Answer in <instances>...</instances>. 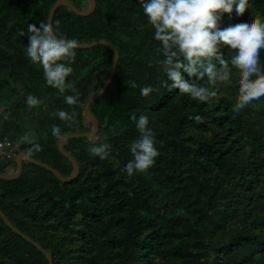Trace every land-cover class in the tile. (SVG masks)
I'll return each mask as SVG.
<instances>
[{
	"label": "trees",
	"instance_id": "1",
	"mask_svg": "<svg viewBox=\"0 0 264 264\" xmlns=\"http://www.w3.org/2000/svg\"><path fill=\"white\" fill-rule=\"evenodd\" d=\"M58 1L0 0V140L18 143L19 153L68 178L74 166L60 153L52 125L61 127L62 136L92 130L85 104L107 82L114 53L104 45L76 49L69 79L79 103L67 104L70 90L48 85L42 66L25 54L28 24L47 23ZM65 1L79 11L90 6L89 0ZM95 1L93 14L62 6L52 23L59 20V33L78 44L106 41L119 53L111 84L90 108L99 124L96 142L110 144V155L92 153L88 138L70 139L64 150L78 162V177L63 183L26 161L18 179H0V210L53 264H264V96L232 110L233 65L206 102L169 89L157 63L159 42L140 0ZM250 15L264 16V0L221 11L218 22ZM228 50V45L219 49L225 56ZM185 78L198 79L187 73ZM131 80L136 87L127 84ZM145 85L154 87L148 96L140 93ZM29 94L40 102L29 105ZM60 109L70 112L72 121L55 115ZM132 113L149 116L159 155L149 169L129 176L121 168L133 158L129 145L140 135ZM27 122L40 131L39 151L20 141ZM0 264L49 261L0 217Z\"/></svg>",
	"mask_w": 264,
	"mask_h": 264
},
{
	"label": "clouds",
	"instance_id": "2",
	"mask_svg": "<svg viewBox=\"0 0 264 264\" xmlns=\"http://www.w3.org/2000/svg\"><path fill=\"white\" fill-rule=\"evenodd\" d=\"M247 0H140L143 13L154 29L153 38L158 41V49L162 58L157 61L162 66L167 79L163 83L169 89H179L201 102H206L215 94L217 81L229 77L230 65L235 66V86L237 94L232 110H239L253 100L264 96V62L261 60V49H264V16L255 15L238 17L219 23L221 11L241 9ZM60 24L59 20L55 25ZM52 22L28 24L29 41L25 54L29 60L42 66L43 75L48 85L59 89L62 93L70 90L64 96L67 104L79 103V92L74 82L69 79L74 72L70 61H74L78 48L75 37L59 33L58 27ZM229 46L227 55L219 49ZM198 77L195 80L185 78ZM202 78H206L200 83ZM131 87H136V81H127ZM154 91L152 85L140 88L141 95L148 96ZM40 102L35 95L29 94L27 103L36 105ZM61 120L72 121V114L64 109L58 110ZM5 118H7L5 116ZM196 120L201 116L196 115ZM131 119L139 131L138 138L133 140L130 151L133 158L123 165L121 171L129 176L142 172L155 164L159 155L156 137L150 118L147 114L139 116L132 113ZM52 134L61 138L63 133L57 124L52 125ZM20 141L32 145L30 151H39L42 145L35 142V137L25 132ZM90 150L102 159L108 158L111 145L107 142L97 143L92 138Z\"/></svg>",
	"mask_w": 264,
	"mask_h": 264
},
{
	"label": "water",
	"instance_id": "3",
	"mask_svg": "<svg viewBox=\"0 0 264 264\" xmlns=\"http://www.w3.org/2000/svg\"><path fill=\"white\" fill-rule=\"evenodd\" d=\"M90 6L88 8V10L86 11H79L75 6H73L70 2L65 1V0H60L58 2H56L49 14V18H48V22H52L55 11L62 7V6H66L68 7L70 10H72L73 12H75L78 15H82V16H89L91 14H93L96 10V1L95 0H89ZM98 45H104L107 46L108 48H110L112 50V52L114 53V60H113V64H112V68L110 71V75L109 78L107 80V82L105 83V85L103 86V88L98 92L93 94L86 102L85 104V114L86 116L89 118V120L92 122L93 124V128L90 132L87 133H72V134H67L64 135L58 142V149L60 151V153L65 156L68 160H70L74 166V172L73 174L68 177L65 178L63 177L57 170H55L53 167L40 162L39 160H36L34 158H32L30 155L26 154V153H22L19 155L18 159H17V172L14 175H1L0 174V179H4V180H16L18 179L23 171V161H28L36 166H39L41 168L46 169L47 171L53 173L57 179L60 182L63 183H69L71 181H73L74 179H76L79 175V164L78 162L67 152L64 150V143L70 139L73 138H88L90 140H92L93 137H96L98 135L99 132V124L97 119L95 118V116L91 113V105L92 103L97 100L98 98H100L108 89L109 85L111 84L115 73H116V69H117V65H118V61H119V53L117 52V50L108 42L106 41H96L93 43H83V44H79L77 49H89ZM0 217L1 219L5 222V224L11 229L13 230L18 236L22 237L24 240H26L27 242H29L30 244L34 245L39 251H41L48 259L49 264H53L52 261V257L51 255L45 250L43 249V247L38 244L37 242H35L32 238H30L29 236L25 235L24 233H22L20 230H18L10 221L9 219L5 216V214L0 210Z\"/></svg>",
	"mask_w": 264,
	"mask_h": 264
},
{
	"label": "built area",
	"instance_id": "4",
	"mask_svg": "<svg viewBox=\"0 0 264 264\" xmlns=\"http://www.w3.org/2000/svg\"><path fill=\"white\" fill-rule=\"evenodd\" d=\"M19 146L10 140H0V162H11L17 157Z\"/></svg>",
	"mask_w": 264,
	"mask_h": 264
},
{
	"label": "rangeland",
	"instance_id": "5",
	"mask_svg": "<svg viewBox=\"0 0 264 264\" xmlns=\"http://www.w3.org/2000/svg\"><path fill=\"white\" fill-rule=\"evenodd\" d=\"M24 127L27 130V132H29L32 136L35 137L36 140L39 138V137H37V135L40 134L39 133L40 131L35 130L31 122H27L26 124H24ZM95 139H96V137H95ZM18 155H20V154H18ZM3 163H1V164H3ZM23 164H24L23 166H27L26 161H24ZM11 166H10L11 168H8L7 165L5 167L3 166L4 168H2L0 166V168H2V171L5 172V175H13V173L16 172V159L13 160V164Z\"/></svg>",
	"mask_w": 264,
	"mask_h": 264
},
{
	"label": "crops",
	"instance_id": "6",
	"mask_svg": "<svg viewBox=\"0 0 264 264\" xmlns=\"http://www.w3.org/2000/svg\"><path fill=\"white\" fill-rule=\"evenodd\" d=\"M62 137H63V136H62ZM62 137H61V138H62ZM17 144H18V143H17ZM64 144H65V143H64ZM18 146H19V144H18ZM22 153H25V152H20V153H19V150H18V154H22ZM18 154H17V157L15 158V159H16V172H17V159H18V157H19ZM26 154H27V153H26ZM28 155H29V154H28ZM25 161H26V160H25ZM11 162L13 163V160H12ZM23 162H24V161H23ZM10 166H11V164L8 166V168H11V167H12V166H11V167H10ZM16 172L13 173V175L16 174ZM6 176H7V175H6ZM8 176H9V175H8Z\"/></svg>",
	"mask_w": 264,
	"mask_h": 264
}]
</instances>
